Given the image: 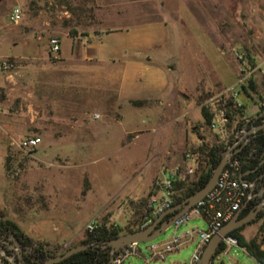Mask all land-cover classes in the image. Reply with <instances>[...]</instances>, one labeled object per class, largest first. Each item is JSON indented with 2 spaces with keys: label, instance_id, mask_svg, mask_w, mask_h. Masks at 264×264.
Instances as JSON below:
<instances>
[{
  "label": "rangeland",
  "instance_id": "obj_1",
  "mask_svg": "<svg viewBox=\"0 0 264 264\" xmlns=\"http://www.w3.org/2000/svg\"><path fill=\"white\" fill-rule=\"evenodd\" d=\"M107 1L0 0V33L3 34L0 35V57L9 56L0 58V61L9 58L15 65L12 70L4 71L8 73L6 76L13 74L22 78L30 73L29 77H33L34 62L27 56L49 55L53 59L50 50L52 37L102 29ZM114 1H118L119 6L125 7L129 13L119 15L114 11L108 12L106 24L137 26L138 30L130 34L129 39L133 42L150 32L158 39H168L167 48L161 50L173 53L172 59L177 60L176 68L165 70L169 89L186 90L192 97L188 100L190 104L194 98L196 105L202 108L207 106L205 101L213 94L224 92L226 95L225 90L239 88L236 83L242 74V66L234 52L237 47L248 50L253 63L261 61L264 73V0H210L215 3V9L211 8L210 14L203 12L196 0H189L188 3H180L177 14L171 16L162 14L160 5H175L178 0ZM218 1L224 5L219 14ZM15 8L22 11L18 24L11 21ZM154 20L162 22L159 21L161 26L157 29L143 23ZM214 21L219 23L218 29ZM14 41L17 46L13 45ZM65 42L67 44L68 40L65 39ZM18 52L27 56L24 59L12 56ZM117 66L116 74H119L123 68L121 64ZM140 72L138 70L136 79L132 80V86L137 89ZM248 87L251 88L250 82ZM253 91L260 93L256 88ZM104 92L100 88L92 94L82 95L84 108H79L76 113L79 118H84L83 122L80 119L73 124L67 122L66 117L71 113L73 115V111L66 112L60 107V95L56 88L41 96V100L31 106L32 110L31 102L23 105L20 117L34 113L37 118L32 127L0 121V134L4 138V143L0 144V219L15 223L25 235H30L35 244L57 254L86 239L89 232L87 225L92 220L110 229L120 226L129 230L142 225L141 207L149 185L156 177L164 175L162 167L181 164L189 149L183 146L178 158L163 159L156 149L165 146L163 140L158 141L166 130L149 119L144 121V125H151L148 127L150 132L128 142L124 136L126 129H138L142 126L143 117L137 108L125 104L123 119L120 120L122 110L116 96ZM237 100L247 104L249 113L257 108L255 99H248L244 91ZM226 102L223 101L216 110L211 109L214 117L220 111L228 115ZM0 107L1 112V99ZM96 113L102 117L95 118ZM200 114L198 110L194 113L199 117ZM24 132L26 135L44 136L47 141L51 136L57 139L63 137L55 141L50 149L45 147V141L36 151L26 150L19 147L21 140L16 138ZM190 137L195 140L197 135L191 133ZM199 148L196 169L201 174L208 169V165L205 157L199 154ZM196 180L183 178L178 187V197L183 196ZM186 227L207 230L208 224L203 218L195 217L178 230L171 225L153 242L140 243L142 252L149 256L148 246L181 234ZM79 233L71 246L62 240L65 236L71 238ZM51 237L61 238L62 244L36 240ZM196 243L191 242L181 249L179 259L184 264H189ZM239 256L247 259L248 264H255L243 252H239ZM172 257L151 263L170 264ZM124 264L146 263L144 258L132 256Z\"/></svg>",
  "mask_w": 264,
  "mask_h": 264
},
{
  "label": "crops",
  "instance_id": "obj_2",
  "mask_svg": "<svg viewBox=\"0 0 264 264\" xmlns=\"http://www.w3.org/2000/svg\"><path fill=\"white\" fill-rule=\"evenodd\" d=\"M196 1L199 8L203 9L202 11L206 14H210L211 8L215 9V3H211L210 0ZM182 2L188 3L189 0H178L175 5L161 4L159 9L162 14L171 16L177 14L180 3L182 4ZM217 4V12L219 14L221 7H224V5L220 1H218ZM111 11H114L119 15L129 13V11H126L125 7L119 6L118 1L108 0L104 6V14L101 21L103 28L99 31L92 30L86 33H65L60 37L61 50L58 54L52 53L53 59H50L49 55L47 57L45 55L36 57L37 54L31 57L28 55V57L27 55H22L20 52L12 55L13 57L20 59H24V57L27 56V59L32 60V62H34L32 64L34 75L33 77H29L28 74L30 73L27 71L28 74L26 77L16 78L17 76L13 74L6 76L8 73L0 70V99L2 104L0 121L10 122L15 125L23 124L24 127H32L33 124L37 122V118L34 113L20 117L19 113L23 109V105L30 104L31 102L30 109L32 110L31 106H34L36 101L39 102L38 100H41V96H45L48 92L53 91V88H56L60 95V107L65 109L66 112L73 111V115L71 113L69 117H66V119H68L67 122L73 124L74 121L76 122L79 119L83 122L85 121L84 118H79L76 113L79 108H84L82 95L92 94L94 90L97 91L101 88L105 91L104 94H112L116 96V102L121 106L122 110V117L120 120L123 119V107L125 104V106L134 107L140 111V115L143 117L142 126L138 127V129H126L124 136L127 138L128 142H131V140H134L146 132H150L148 127L151 125H144L146 120L149 119L153 120L157 125H160L162 129L165 128L166 130L158 141L160 142L163 140L162 142L165 146L156 149L157 154L163 156V159H176L178 158L180 151H182L183 146L189 148L188 151H186V158L181 164L162 167V169L167 167H180V181H182L183 178H186L187 180L192 178L197 179L200 175L196 169V160L199 159V156H197L199 147H202V145L219 144L223 146L224 150L227 148L232 133L236 129L241 116L242 118L253 117L255 120L262 118L260 125L263 124V117L255 116L264 110L260 107V102H264V73H262L261 61L256 60L254 62L255 73L252 77L255 88L259 90L260 93H255L253 91L254 89L252 90V88L249 87L244 89L248 99H255L257 108L249 113L247 104L244 101L240 102L237 99H233L245 106L242 109L241 116L237 115L236 119L231 121L230 116L226 115V122L215 128L212 126V123L203 125L205 121L202 108L199 105H196L195 99L193 98V101L190 104L188 103V100H191L192 97L188 95L186 90L183 88L175 90L169 89V82L165 76V70H173L176 68L174 65H176L177 61L171 63L170 60L174 57L173 53L161 50L163 47L167 48L168 39H158L150 32L146 37H139L133 42L129 39L130 34L137 31L138 27H128V25L124 27H115L106 24L105 16ZM135 12L137 13L138 11ZM159 21L160 20H154L143 23L150 25L152 29H157L161 26L159 25ZM215 24L218 29L219 23ZM206 29L209 31V28ZM209 33L208 35H211ZM0 35L3 34L0 33ZM65 39L68 40L67 44ZM213 39L215 38L213 37ZM170 44H173L172 40ZM13 45L17 46V42L14 41ZM4 57L9 56L5 55L0 58ZM117 64H121L123 68V71H120L119 74H116L118 68ZM138 70L141 72L138 76L140 83L137 89L132 86V80L133 78L136 79ZM223 93L224 92L215 93L207 99L205 101L207 107L216 110L223 101L226 102V99H232L230 98L229 93L226 95ZM196 110L201 113L200 117L194 115ZM101 117L102 116L100 115V118ZM197 125H200V127L197 128ZM262 129H264V127H262ZM191 133L197 135L195 140L190 137ZM26 136L28 135L24 132L22 136L16 138L17 140H22ZM40 137L42 138V142L36 149H34L35 151L38 150L40 145L45 143V141L47 142L45 147L50 149L52 144L57 140H61L63 136H60L58 139L51 136L48 141L44 136ZM3 139L4 138H2L0 134V144L4 143ZM257 157L258 159L261 157V155L258 156V151L256 158ZM205 162L208 165L207 161ZM244 164H249V162L247 161ZM188 170H192V173L188 174ZM249 175L252 176V179H255L257 173H255L254 170H247L243 173L242 178L247 177L248 179ZM156 178L149 185L147 193L145 194L146 200L143 207H141L143 211L142 216L152 185ZM256 197L257 194L254 193L252 201L255 202ZM131 199L134 200L135 198ZM183 227H185V225ZM192 229L194 228L186 227L181 234L177 235L184 236ZM241 232L247 240L256 237L258 241L261 242L262 249H264V217L258 218L255 221L244 225ZM27 235L30 237L29 234H26V236ZM79 235L80 233L71 238L65 236L62 240L66 241V245L69 244V246H71V243L76 241ZM170 239L159 242V244L164 246L170 241ZM36 240L51 241L53 243L60 242L62 244L61 238L59 237L39 238ZM195 241L198 243V235L192 234L190 236V241L185 242L179 250L168 253L164 260L151 258V254L147 256L143 252L136 257H142L145 259L146 264H152L151 262L153 261H166L167 257L172 255L173 257L170 258V264H184L182 260L179 259L180 251L185 245ZM239 252H243L248 258L252 259L255 264H260L246 251L245 248L240 247L238 244H226V248L215 256L213 262L215 264H248V260L241 258Z\"/></svg>",
  "mask_w": 264,
  "mask_h": 264
},
{
  "label": "built area",
  "instance_id": "obj_3",
  "mask_svg": "<svg viewBox=\"0 0 264 264\" xmlns=\"http://www.w3.org/2000/svg\"><path fill=\"white\" fill-rule=\"evenodd\" d=\"M22 19V11L20 8H15L11 15V21L18 24ZM50 50L54 54H58L61 50V40L55 36L50 39ZM235 55L242 66V74L239 77L236 85L239 88L231 87L227 89L230 98L238 99L242 91L248 87L251 78L255 73V66L252 56L248 50L243 47L234 49ZM14 62L7 58L0 61V70L9 71L14 68ZM238 105L241 104L238 102ZM260 107L264 109V102H260ZM95 118H100V114L96 113ZM227 116L223 111L214 117L212 126L215 128L218 125L225 123ZM257 131V126H253V120L250 117H243L242 125L236 127L232 133L230 142L224 150H232L229 156L228 163L221 173L219 180L213 190H211L204 199L199 201L191 210L184 215L177 218L172 224L176 230L187 224L192 218H203L207 224V230L199 228L192 229L184 236L175 234L168 243L161 246L159 243H152L149 247L151 258H158L164 260L168 253L179 250L181 246L190 241L192 234L198 235V243L195 252L190 259L189 264H198L202 252L209 242L210 238L226 223H228L237 212H239L246 204L254 197V187L256 185L255 179L243 178L241 180L239 174L245 162L255 159L257 149L250 145L249 151L243 160L236 158V154L241 150L244 144L249 143L252 138V133ZM42 142V138L37 135H28L19 142V147L26 150H34ZM243 144V145H242ZM164 175L157 177L154 181L150 194L148 196L144 213L143 224L149 225L154 219L174 205L178 196L179 189L177 182L180 181V167L164 168ZM188 174L192 170L187 171ZM98 226L95 220L88 223L87 229L89 232L93 231ZM225 243L228 245H237V240L231 236L227 237ZM142 252L140 243H133L121 248L115 255V260L112 264H124L125 261L134 256H138Z\"/></svg>",
  "mask_w": 264,
  "mask_h": 264
},
{
  "label": "trees",
  "instance_id": "obj_4",
  "mask_svg": "<svg viewBox=\"0 0 264 264\" xmlns=\"http://www.w3.org/2000/svg\"><path fill=\"white\" fill-rule=\"evenodd\" d=\"M251 88H255L254 80L251 78L250 80ZM225 107L229 109L228 116H230V120L236 119V116H241L242 109L245 107L243 105L239 106L238 102L233 99H228ZM202 113L204 116V121L206 124H211L215 113L207 106L202 107ZM242 116L241 119H239L237 123V128L242 125ZM256 124H260L262 118L255 120V118L252 119ZM254 148L258 151V156H262L264 154V129L260 128L256 132L255 142L253 144ZM199 152L201 155L205 157V160L208 163V169L205 172H202L197 180L194 182V185L192 187H188L185 194L181 197H178L174 205L180 203L185 198L192 195L197 189L202 187L210 178V176L213 173V170L216 168V166L219 164L223 157L224 148L222 145H203L199 148ZM247 151L239 152L236 154V158L239 160H243V157L246 156ZM261 157L248 160L249 164H244L242 166L241 172H245L247 170H253L255 167H257L260 163ZM247 178V177H244ZM248 179H252V176L249 175ZM181 184V181L177 182V186L179 187ZM255 207V202L250 200L246 206L243 208L240 216H244L247 213H249L253 208ZM264 217V210H262L258 218ZM254 219L253 221H255ZM5 224L10 227L12 230L18 232L20 235L25 236L26 239H28L30 242H33L32 239L28 236H26L20 228L13 222L6 221ZM148 225H145L142 223L139 227L135 229H129L124 230L120 226H113L112 229L108 228L106 225H98L93 231L88 232L86 239H84L80 244L88 243L90 244V247L87 249L81 250L77 253H74L73 255L69 256L68 258L64 259L59 264H108L111 258L110 253V247L105 246L108 241L111 239L124 234L129 231L137 230L144 228ZM242 227L232 230L229 233V236L235 238L237 240V243L240 247L245 248L246 251L256 259L260 264H264V249H262L261 242L258 241V239L255 237L253 239L247 240L244 235L242 234ZM226 248L225 241H222L217 253H220L222 250ZM39 249L42 250L43 254H52V255H58L57 253H54L52 251L46 250L44 251L42 246H39ZM215 255V256H216ZM214 256V258H215ZM214 260V259H213ZM211 264H215L213 261Z\"/></svg>",
  "mask_w": 264,
  "mask_h": 264
},
{
  "label": "water",
  "instance_id": "obj_5",
  "mask_svg": "<svg viewBox=\"0 0 264 264\" xmlns=\"http://www.w3.org/2000/svg\"><path fill=\"white\" fill-rule=\"evenodd\" d=\"M176 59H171L170 62H176ZM264 112H260L255 116H262ZM253 118V117H252ZM264 127V123L257 126V128ZM234 152L232 150H226L224 153L221 161L213 170L212 175L210 176L209 180L199 189H197L192 195L185 198L180 203L173 205L169 209L165 210L163 213L158 215L153 222H151L148 226L126 232L121 234L106 243L105 246L110 247L111 258L108 264H112L115 260L116 253L123 247L133 244V243H146V242H153L158 237L162 236L166 230L174 223V221L179 218L180 216L187 213L191 210L199 201L205 198V196L215 188L221 173L223 172L224 168L226 167L230 154ZM264 163V159H262L259 163L261 166ZM258 166V167H259ZM250 171V170H249ZM243 173L240 174L241 180ZM264 208V203L256 205L249 213L244 216H240L241 210L235 214V216L226 223L222 228H220L213 236L210 238L209 242L206 244L200 261L198 264H211L214 256L217 253V250L222 241H224L227 237H229V233L237 228H240L254 219H256ZM90 247V244H78L68 248L65 252L58 254V255H49L43 264H57L62 262L64 259L68 258L69 256L77 253L81 250L87 249ZM3 254L11 261L14 262L11 256H8L4 251ZM21 257H23L21 255ZM1 261V259H0Z\"/></svg>",
  "mask_w": 264,
  "mask_h": 264
},
{
  "label": "flooded vegetation",
  "instance_id": "obj_6",
  "mask_svg": "<svg viewBox=\"0 0 264 264\" xmlns=\"http://www.w3.org/2000/svg\"><path fill=\"white\" fill-rule=\"evenodd\" d=\"M261 112H264V110H262ZM262 117L264 120V115H262ZM259 125L255 122L253 123V126ZM256 132L252 133V138L249 143H246L244 145L242 144L243 147L239 152L245 153V151H247L248 153V147L255 142ZM262 159H264V154L261 156V160ZM258 166L253 169L254 172L257 173V176L255 178L256 185L253 190V192L257 194L255 205L264 203V163L261 166ZM243 208L241 209V212ZM5 222L6 221L0 219V264H43L46 258L49 255H52L48 253L43 254L42 250L39 249V246L37 244H35L34 242H30L28 239H26L25 236H22L18 232L12 230L5 224ZM43 250L46 251L45 249ZM4 251L6 252V254H8V256H11L13 258L14 262H11L6 257V255L3 254ZM21 255L23 257H21Z\"/></svg>",
  "mask_w": 264,
  "mask_h": 264
}]
</instances>
